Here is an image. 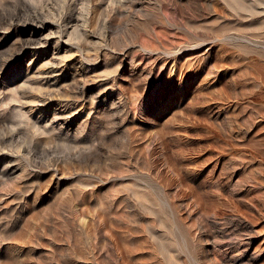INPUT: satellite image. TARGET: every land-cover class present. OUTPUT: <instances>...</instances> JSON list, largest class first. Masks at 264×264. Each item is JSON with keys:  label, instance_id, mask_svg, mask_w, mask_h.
<instances>
[{"label": "rangeland", "instance_id": "obj_1", "mask_svg": "<svg viewBox=\"0 0 264 264\" xmlns=\"http://www.w3.org/2000/svg\"><path fill=\"white\" fill-rule=\"evenodd\" d=\"M0 264H264V0H0Z\"/></svg>", "mask_w": 264, "mask_h": 264}]
</instances>
